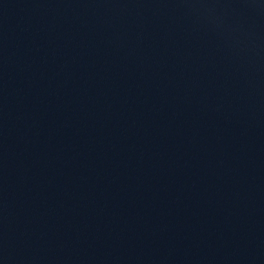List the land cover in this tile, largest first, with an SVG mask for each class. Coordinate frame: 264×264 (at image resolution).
Masks as SVG:
<instances>
[{"label": "water", "instance_id": "1", "mask_svg": "<svg viewBox=\"0 0 264 264\" xmlns=\"http://www.w3.org/2000/svg\"><path fill=\"white\" fill-rule=\"evenodd\" d=\"M0 264H264V0H0Z\"/></svg>", "mask_w": 264, "mask_h": 264}]
</instances>
